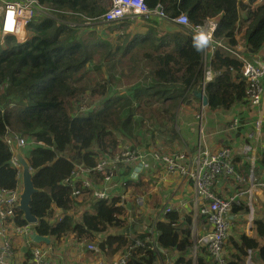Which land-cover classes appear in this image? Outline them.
Masks as SVG:
<instances>
[{
  "label": "trees",
  "instance_id": "obj_1",
  "mask_svg": "<svg viewBox=\"0 0 264 264\" xmlns=\"http://www.w3.org/2000/svg\"><path fill=\"white\" fill-rule=\"evenodd\" d=\"M38 1L61 12L57 14L59 19L73 21L76 25L71 27L63 22L56 26L55 17L37 20L34 15L28 24L33 36L17 43L8 35L5 46L0 45V187L13 189L20 184V171L10 164L12 150L4 140L10 129L27 141L20 151L28 161L34 185L39 190L31 201V211L38 218L32 229L51 238V242H59L69 233L91 242L99 236V241L95 242L100 248L115 253L124 249L128 241L123 235L124 220L121 217L124 210L116 197L96 199L91 189L81 185H78L80 194L74 197L71 188L60 183L70 174L75 162L93 165L102 155L113 154L119 149L124 141L120 137H136L134 130L139 129L141 123L133 121L132 110L142 99L167 102L165 108L155 107L142 114L147 120L157 119L153 127L156 124L159 128H171L168 120H172V111L192 95V89L200 85L204 76L201 37L184 27H177L173 32H157L158 21H154L155 26L137 38L134 36L126 41L129 34L124 33L123 44L113 53L110 44L98 33L99 25L93 24L101 20L108 5L106 0ZM144 2L150 8L159 5L168 20L179 14H185L192 25L216 19L213 37L224 39L230 47L238 43L237 36L242 31L246 55L257 54L264 46V1L255 6L242 0ZM67 12L77 14H63ZM78 13L83 17L77 16ZM116 25L115 28H126L130 22L122 21ZM112 53L114 57L118 53H130L128 60L121 62L127 65L128 71L121 70L120 74L136 79L130 81L126 93L111 97L109 92L111 94L113 89L109 80L103 83L97 80V91L88 89L87 84L78 85L92 81L93 70L102 77V61L99 60ZM95 55L99 59L91 64ZM123 58L118 56L117 62ZM209 64L217 72L204 86L210 109L227 110L247 100L246 82L240 72L242 62L235 55L217 47ZM96 92L103 97L101 106L82 109V101L90 103L83 93L94 95ZM122 169L120 165V179L125 177ZM83 205L90 211L76 215L78 207ZM53 206L61 209L62 214L56 215ZM72 209L74 211L69 214ZM240 209L247 211V207ZM233 210L238 209L234 206ZM16 214L18 224H25L18 209ZM176 220V214L169 213L165 221L157 223L159 242L167 249L178 246L185 250L189 246L187 237L172 229L171 224ZM225 247L227 264H244L248 249L250 256L264 264V217L253 221V236L243 232L231 234ZM133 253L132 257H135L141 250ZM133 261L141 264L143 258L135 257ZM185 264H192V260Z\"/></svg>",
  "mask_w": 264,
  "mask_h": 264
},
{
  "label": "crops",
  "instance_id": "obj_2",
  "mask_svg": "<svg viewBox=\"0 0 264 264\" xmlns=\"http://www.w3.org/2000/svg\"><path fill=\"white\" fill-rule=\"evenodd\" d=\"M107 3L108 0H106V5ZM258 4L260 3L256 5ZM60 13L48 7L43 9V12L40 14H36V16L37 20L53 16L56 19V26H59L60 23L67 22L58 18L57 14ZM63 14L77 13L67 12ZM77 16L83 17L79 13ZM122 21L130 22V25L126 28H115V26H118L116 24ZM122 21L104 22L98 19L93 24L99 25L97 28L98 33L105 35L103 37L112 39L124 33L129 34V39L134 36L137 38L145 34L151 26L154 27V21H158L157 26H155L158 32H173L177 29L175 23L166 19L145 21L142 18H129ZM85 24H88V22H85ZM178 27L181 26L178 25ZM191 31L197 34L193 30ZM33 35L32 31H28L27 38ZM241 35L242 31L237 36L238 43L236 45L239 46L238 53L246 60H251L252 57L258 56L261 59L259 60L260 63L264 64V46L257 54L246 55L247 48L241 40ZM201 41L202 38H200V45ZM222 41L224 42L225 40L222 39ZM216 48H212L208 44L205 49L201 50L204 65L208 63L207 69L213 72L215 71L211 69L209 63ZM215 75L217 74L213 76ZM203 81H205V84L209 81L206 80L205 75L203 76ZM261 82L264 89V77ZM200 87L201 85H198L194 88L202 90ZM247 101L238 102L227 110H212L208 105H203L192 93V95H188L182 101L178 108L172 111V120H168L171 123V128L170 126L159 128L155 124L151 132H154V135L151 134V136L153 138L155 136L157 140L161 138L165 148L167 146H175L178 151L187 154L190 166H194V163H196L197 158L195 154L198 149L214 152L222 147L229 146L231 148L232 159L235 163V170L243 176L244 181L236 184L237 181L232 177L218 178L213 184L214 193L219 197H227L236 190L246 189L250 185V182H264V93L260 103L256 106H252ZM234 118L239 119V125L234 130H230L229 125L232 124ZM177 120L178 136L174 135L173 132L176 131ZM147 139L145 138L143 145L145 143L148 145L151 142L150 139ZM121 165L123 167L121 172H124L125 175V177L122 175L124 180L128 181V187L132 185L129 190L134 189V192H139L138 194L144 198L143 205L136 206L131 198H134L138 194L130 193L128 187H123L119 184L112 192V198L116 197L124 210L123 217H121L124 220L123 235L125 237L129 236L131 239L140 236L146 242L141 253L143 258L141 264H185L187 260H192V264H209L210 258L205 246L199 242L204 232L210 228L207 217L199 212L200 207L204 206L207 200L196 195L193 182L185 176L166 174L157 165H154L150 170L139 172L138 179H130L131 167ZM93 180L98 182L99 177L94 176ZM18 188H21L20 184ZM123 204L125 205L123 206ZM85 206H79L76 215L84 211H90V208L86 209ZM166 206H170L171 209L167 214H176V223L178 224L176 226L178 231L176 232L178 235L184 233L183 237H187L188 239L189 246L185 250L178 249V246L167 249L159 242L160 231L157 228V223L167 219V214L164 215L163 212ZM241 207H247V211L244 212L240 209ZM53 208L56 215L62 214L61 209L55 206ZM235 208L238 210H232L230 235L243 232L248 236H253V221L256 218L264 217V188L255 187L251 189V195L247 193L243 194L239 197ZM73 211V209L70 210L69 214ZM14 222L15 225H18L17 218ZM13 227L14 225L9 224L6 228L7 237L10 240L11 249H13V254L6 259V264H28L32 258L35 246L45 249V256L51 264L59 263L52 258V254L53 256L56 255L53 250L54 242L50 240L49 243H36L30 237H28L29 241H26L21 236L22 234L15 235ZM98 237L96 236L93 242ZM79 238L73 233L60 238L61 242H64L66 239L67 242H71L70 250L68 251L71 257H68L66 264H94L98 260L102 261L103 264H113L114 258L121 253L120 251H116L115 253L108 252L99 246L104 255L93 254L87 249V244L83 241L84 239ZM50 247L53 248L50 249L51 251L49 250ZM74 247L80 248L78 252L72 251ZM58 257L60 258L61 256L58 255ZM180 259L183 261H180ZM252 264H259V261L256 260Z\"/></svg>",
  "mask_w": 264,
  "mask_h": 264
},
{
  "label": "built area",
  "instance_id": "obj_3",
  "mask_svg": "<svg viewBox=\"0 0 264 264\" xmlns=\"http://www.w3.org/2000/svg\"><path fill=\"white\" fill-rule=\"evenodd\" d=\"M246 3L256 5L264 0H242ZM255 2V3H254ZM45 7L38 0H0V45H5L7 35L13 36L17 43H23L28 37L27 25L32 17L43 12ZM129 18H142L145 21L163 20L166 15L159 5L154 8L148 7L144 0H108L106 10L101 14V20L104 22H120ZM168 20V19H166ZM181 27H187L202 36V50L208 44L214 47H223L226 51L234 54L241 62V74L246 84V99L250 104L258 105L264 93L262 86V78L264 77V64L260 61H252L244 59L238 53L239 46L230 47L223 42L222 39H215L213 31L216 28V20L208 19L203 24L192 25L185 14H179L177 17L170 19ZM68 25L74 27L76 24L67 21ZM204 38V39H203ZM204 75L209 80L217 72H213L204 65ZM202 83V84H201ZM201 89L203 90L205 81H201ZM201 90V91H202ZM12 105V104H11ZM239 125V119L234 118L230 130H234ZM4 140L9 144L12 150L10 164L17 167L20 171V165L12 149V144L17 148L25 147V140L14 131L8 129L4 135ZM196 163L190 166L187 154L177 149H164L154 147L152 144L140 146L133 142H121L119 149L109 155H102L95 164L85 165L82 161H77L73 165L70 174L64 178L60 184L68 186L72 190L74 197L80 194L78 185L91 189L96 199H109L113 190L120 184L128 187V182L119 177V165L123 164L131 167L130 179H138L139 172L147 171L155 165H159V169H163L166 174L180 175L188 177L194 185L195 193L199 197L207 200L204 206H201L199 212L207 217L209 222V230L205 231L199 242H201L209 255V264H227V249L225 242L230 236L231 230V214L233 207L238 204V199L243 194L251 195V189L264 188V182H250V185L244 190H236L227 197H219L213 189V184L218 178L232 177L236 180V184L244 181L242 175L235 170V163L232 159L231 148L229 146L222 147L217 151L210 152L206 149H198L196 152ZM94 176L99 177V181L93 180ZM254 180V179H253ZM20 188L7 189L0 187V264H6V259L13 254L10 240L6 234L7 225L12 224L15 235L22 234L26 241H29L31 233V224L15 225L17 218L16 209L19 200ZM143 196L136 195L134 202L136 206L143 205ZM125 204H123L124 206ZM170 206H166L163 210L164 215L170 212ZM172 229L175 233L178 231V224L172 223ZM130 235V234H129ZM127 244L124 249L119 250L121 253L117 255L113 264H134L133 252L139 248L145 247V242L140 236L131 239L127 236ZM96 241H99L97 238ZM53 249L52 247L49 248ZM87 249L96 255H104L99 249L96 242L87 245ZM51 251V250H50ZM251 250H247V257L244 264H252ZM135 257H142L138 254ZM17 264V263H12ZM28 264H51L45 256V249L33 248L32 258ZM94 264H103L98 260Z\"/></svg>",
  "mask_w": 264,
  "mask_h": 264
},
{
  "label": "rangeland",
  "instance_id": "obj_4",
  "mask_svg": "<svg viewBox=\"0 0 264 264\" xmlns=\"http://www.w3.org/2000/svg\"><path fill=\"white\" fill-rule=\"evenodd\" d=\"M214 20H216V19H214ZM216 22H217V20H216ZM184 28H187V27H184ZM155 30L158 32V29L156 27H155ZM160 34H157V36H160ZM103 36H105V35H102V39L106 40L110 44V46H111L110 50H112L113 53L117 49L118 45L121 46L123 44L124 34L123 35H118V36L114 37L113 39L109 38V37L105 38ZM199 36L202 38L201 35H199ZM27 39L28 38L26 37L25 41ZM131 39L132 38L129 39V36H127L126 41L131 40ZM113 53L111 54V56H109V57L105 56L102 60H99L100 62L102 61L101 62L102 77L99 76V74L96 72V70H93V78L94 79L92 81H89L88 83H80L78 85L79 86H84V85L87 84L88 89L97 91L99 89V87L95 84V82L97 80H99L100 83H103L105 80H109V85L113 89L111 94L109 92V95L111 97L123 95L124 93H126L124 91L126 90L127 87H129L130 83H132L130 81H134L136 79L134 76L133 77L130 76L129 78H126L125 76L123 77L120 74L121 70L124 71V72L128 71L127 65H125V64H123L121 62L127 61L128 60L127 57L130 55V53H125V54L118 53V55L116 57H114ZM118 56H124V58L120 59L119 62H117ZM98 59H99L98 56L95 55V57L93 58L91 64H95ZM251 60L252 61H259L261 59L258 56H254V58L252 57ZM112 61H115L116 63L114 65H110L109 63L112 62ZM112 66H115V67L111 68ZM85 81H86V79H85ZM80 91L81 90L79 89L78 93ZM98 94H99V92L94 93V95H91L89 93H83V96L85 98H88L90 100V103H87L86 101H82L80 103V106L83 105L81 108L85 109V110L88 109V108H92V109L93 108H99L101 106V102L103 101V97L98 95ZM167 106H168L167 102L149 101L147 99H142L137 105L134 104V107H133V110H132V113H133L132 119H133V121H137V122L140 121V123H141L140 126H138L139 129L136 128L134 130L133 135L136 136V137L133 138V139H129V138H125V137H120V138L124 139V142L130 141V142H133V143H135L137 145H142L143 142H145V138H148V139L151 140L152 145L154 147H156V148L160 147V148H164V149H168V150L177 149V147H175V146L172 147V146H167V145H165V146H167L165 148L161 138H158V140L155 138V136L153 138L151 136V134L154 135V132L151 133L153 131L152 124L157 123V119H155L153 121H150L149 119L147 120L142 114V112H144V111L146 113H149V111H152L153 108H155V107H157V108L164 107L165 108ZM158 113H159V111L156 112V114H158ZM175 130L176 131H173L174 135L178 136V120L176 122ZM24 140H25V143H26L27 141H26L25 138H24ZM25 146H26V144H25ZM153 165H155V162H153ZM131 186L132 185H130L128 187V190H129V188ZM133 190L134 189L129 190V192L132 193V194L133 193H135V194L139 193V192H134ZM131 199H132V201H134V198H131ZM66 240L64 242H61V241H59V242L55 241L54 242V249L53 250L55 251L56 255L53 256V254H52V258L56 262L58 261L60 264H66V261L68 260V257H71L69 252H68L70 250L71 242H67ZM85 243L88 245V244L91 243V241H85ZM78 249H80V248L74 247V250H72V251L73 252H76V251L78 252ZM57 254L59 256H61V257L59 258ZM255 261H256V259L254 258V256H252V262H255Z\"/></svg>",
  "mask_w": 264,
  "mask_h": 264
},
{
  "label": "water",
  "instance_id": "obj_5",
  "mask_svg": "<svg viewBox=\"0 0 264 264\" xmlns=\"http://www.w3.org/2000/svg\"><path fill=\"white\" fill-rule=\"evenodd\" d=\"M192 93L196 98L200 100V102L203 105L208 104L207 98L202 93L201 90H198L197 88H193ZM12 148L17 158V161L20 165L19 180H20L21 188H20V193L18 195L19 200L17 204V209L22 213L23 219L26 223L31 224V225H36L38 222V218L31 211V201H32L33 195L39 190L34 185L33 173L28 164V161L23 156V154L19 151V149L17 148L15 144H12ZM50 223H52V220ZM29 237L32 241L36 243H39V242L49 243L50 242V238L46 236H42L36 233V231L34 230H32Z\"/></svg>",
  "mask_w": 264,
  "mask_h": 264
},
{
  "label": "bare ground",
  "instance_id": "obj_6",
  "mask_svg": "<svg viewBox=\"0 0 264 264\" xmlns=\"http://www.w3.org/2000/svg\"><path fill=\"white\" fill-rule=\"evenodd\" d=\"M177 17V16H176ZM175 18V17H174ZM171 19H173V18H171ZM173 23H175V22H173ZM176 24V23H175ZM177 25V27H178V24H176ZM216 76V75H215ZM215 76H213L212 78H210L209 79V81L210 80H212ZM205 86V85H204ZM203 94H204V89H203V92H202ZM205 95V94H204ZM248 102V101H247ZM208 105V104H207ZM126 142H130V141H126ZM150 144H151V142H150ZM142 146V145H141ZM112 198V194L110 195V197H109V199H107V200H110ZM100 200H103V199H100ZM233 210V209H232ZM13 220H15V219H13ZM144 243V245H146V242H143ZM100 249V248H99ZM142 249L143 248H139V249H137V250H141V253H142ZM101 251V250H100Z\"/></svg>",
  "mask_w": 264,
  "mask_h": 264
},
{
  "label": "clouds",
  "instance_id": "obj_7",
  "mask_svg": "<svg viewBox=\"0 0 264 264\" xmlns=\"http://www.w3.org/2000/svg\"><path fill=\"white\" fill-rule=\"evenodd\" d=\"M246 3V2H245ZM251 4H252V2H251ZM253 5V4H252ZM27 29H28V25H27ZM29 30V29H28ZM8 36V35H7ZM10 36V35H9ZM13 37V36H12ZM16 40V39H15ZM25 42V41H24ZM32 232V231H31Z\"/></svg>",
  "mask_w": 264,
  "mask_h": 264
}]
</instances>
